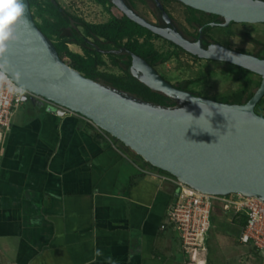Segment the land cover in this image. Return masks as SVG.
Listing matches in <instances>:
<instances>
[{
    "label": "crops",
    "instance_id": "obj_1",
    "mask_svg": "<svg viewBox=\"0 0 264 264\" xmlns=\"http://www.w3.org/2000/svg\"><path fill=\"white\" fill-rule=\"evenodd\" d=\"M28 102L0 136V264H187L178 232L161 230L167 176L134 165L123 184L130 161L113 137Z\"/></svg>",
    "mask_w": 264,
    "mask_h": 264
},
{
    "label": "water",
    "instance_id": "obj_2",
    "mask_svg": "<svg viewBox=\"0 0 264 264\" xmlns=\"http://www.w3.org/2000/svg\"><path fill=\"white\" fill-rule=\"evenodd\" d=\"M225 26L264 23L262 0H178ZM13 26L0 65L12 80L33 95L85 116L152 166L208 194L244 193L264 200V116L255 107L264 96V59L217 44L202 49L178 33L168 34L121 4L128 18L200 58L229 62L261 76L245 103H222L180 89L143 58L129 53L128 70L152 91L179 102L165 107L144 101L83 76L66 64L37 27L28 0ZM253 64V65H252ZM59 115H63L61 112Z\"/></svg>",
    "mask_w": 264,
    "mask_h": 264
},
{
    "label": "rangeland",
    "instance_id": "obj_3",
    "mask_svg": "<svg viewBox=\"0 0 264 264\" xmlns=\"http://www.w3.org/2000/svg\"><path fill=\"white\" fill-rule=\"evenodd\" d=\"M58 1L67 5L72 13H75L76 15L80 14L83 19L85 18V21L91 23H105L107 21L117 22L121 19L114 9L105 11V9L98 6L93 0ZM135 2H137V9L140 15L149 17L150 14L148 12L153 8L152 3L144 4L137 0H135ZM161 2L163 5H166L168 11L175 19L178 28L191 36L196 33V25L190 26L185 21L186 17L189 16V13L185 9L186 6L184 8V5H180L181 3L178 1L177 2L180 4L176 3V0L172 3L171 1L166 0H161ZM192 11L194 10H189L191 14L193 13ZM197 14H199L197 15L198 17L203 16L202 13ZM129 23L133 25L131 22ZM133 27L136 26L133 25ZM148 35L151 34L148 33ZM206 37L238 52L250 54L258 53L264 56V23H234L227 27H213ZM162 41H166L167 44ZM153 45L160 52L169 55L168 60L165 63H160L155 70L169 83L178 88L185 84V81L194 80V82L187 85L189 91L199 93L203 97L222 103L235 104L233 102L242 96V90L244 88L248 92H255L260 85L261 77L258 74L249 73L243 68L231 65L232 63H224V61H215L204 58L196 59L180 49L171 48L170 46H173V43L165 39H155ZM100 69L106 72L120 74L119 68L111 64L109 61L105 68L100 67ZM97 82L107 85L102 80H98ZM138 98L142 99L141 97ZM262 99L264 100V96ZM179 104L180 103L178 102L177 105ZM31 105L32 104L28 101L23 102L13 119L24 114L26 109L28 111L29 109H32L33 106ZM255 112L264 116V102L255 107ZM114 141L130 161H126V164L124 165V171L122 174L123 184L125 181H128L127 176L134 174V172L138 173L139 170L135 169L134 165H137L142 169L150 170L154 173L174 178L173 175H169L165 171L151 166V164L146 162L141 156L129 149L119 140L114 139ZM173 195L174 193L171 194V200ZM167 208H169V205ZM228 214L229 215H225L219 207H217L216 211L212 214V226L210 227V232L208 234L209 244L208 255L206 256L208 261L207 264H258L257 262L260 260L255 258V255L251 250H247V245H239L238 239L242 233V228L239 224L232 223L231 217L234 213L229 212ZM167 228H172L169 219L168 223L165 224V227L161 230ZM183 258L186 259L185 255ZM181 261L182 259L180 260V263Z\"/></svg>",
    "mask_w": 264,
    "mask_h": 264
},
{
    "label": "built area",
    "instance_id": "obj_4",
    "mask_svg": "<svg viewBox=\"0 0 264 264\" xmlns=\"http://www.w3.org/2000/svg\"><path fill=\"white\" fill-rule=\"evenodd\" d=\"M4 71V70H3ZM6 81L0 83V136L10 128L18 108L23 104L24 95L31 96L27 90L17 85L4 71ZM23 89V95H18L16 89ZM48 103L55 113L63 115H78L99 128L91 120L74 111L53 103L41 97H36ZM175 186V194L170 201L167 216L169 223L181 239L182 250L188 257L187 264H199L207 261L208 234L212 226L211 216L213 206L219 207L226 215L234 213L241 219L242 233L239 237L243 245H253L256 248L259 264H264V200L257 196L244 193L208 194L197 190L176 178H163ZM165 225L161 226L163 229Z\"/></svg>",
    "mask_w": 264,
    "mask_h": 264
},
{
    "label": "trees",
    "instance_id": "obj_5",
    "mask_svg": "<svg viewBox=\"0 0 264 264\" xmlns=\"http://www.w3.org/2000/svg\"><path fill=\"white\" fill-rule=\"evenodd\" d=\"M30 5V10L32 13V17L37 25V27L41 30V32L45 35L47 39H52L53 35L60 36L59 30L49 27L47 25L45 19L46 14V6H49L50 11L54 10L56 11L55 5L51 0H28ZM100 3L104 2V0H97ZM178 1V0H177ZM179 2V1H178ZM186 9L188 10H194L191 14V21H195L198 24L204 25V33L208 34L209 31L213 28L210 24V22L218 21L220 17L215 14H208L203 11H199L196 9H193L189 6H186ZM188 10V11H189ZM53 12V11H52ZM197 13H202L203 16L198 17ZM53 18L58 19L61 17V14L59 12L55 15L54 13L51 14ZM77 18V17H76ZM39 19L42 20V22H39ZM129 22H131L136 27H133ZM235 23V22H233ZM232 23V24H233ZM79 24L83 26L86 30L84 35L88 36H95L98 38H105L106 40H111L117 47L124 44V40L127 39L128 42V48L130 51L138 53L143 56V59L150 62L151 65H155L156 63H164L168 60L169 55H166L159 50H157L153 43L150 40V38H156L157 35L152 36V32L142 27L141 25L127 19L124 23H117L115 21H109L108 23L103 24H93L85 21L83 18L80 19ZM136 28V29H135ZM141 28V29H139ZM151 35H148V33ZM73 36L77 39L76 42L80 43L81 39L79 38V34H73ZM143 36H146V40L149 42L146 45L140 44L138 38H141ZM54 48L56 52L58 53L59 57L66 62L69 66L74 68L75 70L79 71L83 76L87 78H91L95 81L102 80L105 82L108 86L115 88L119 91H125L131 95L141 97L147 102L159 104L165 107H173L178 104L177 101L171 99L168 96H165L161 93L152 91L149 87L141 83L138 79H136L127 69L124 67H120V61L121 57H117L116 54L112 53L110 54V62L119 68V73H112V72H106L100 69V67L107 65L104 58L100 56L99 53L96 55H87V57H84L72 50H70L68 47L64 45L63 42H61V39L54 43ZM98 46H101L100 43H98ZM134 53V54H135ZM149 64V65H150ZM128 65V63H127ZM151 66V67H153ZM154 68V67H153ZM241 68V67H240ZM244 69V68H243ZM245 71L249 73H253L252 71L248 69H244ZM164 78V77H163ZM165 79V78H164ZM166 80V79H165ZM193 81H185L182 86H180V89L187 90L188 84H191ZM186 85V86H185ZM182 87V88H181ZM196 96H201V94L189 91ZM254 92H248L245 90V88L242 90V96H240L238 99H236L233 103L235 104H241L247 102L252 96ZM264 100L261 98L260 101L257 103L263 104ZM256 105V106H257ZM114 138V137H113ZM115 139V138H114ZM117 140V139H116ZM152 166V165H151ZM154 167V166H153ZM156 168V167H154ZM159 169V168H156ZM161 170V169H159ZM167 173V172H166ZM169 174V173H168ZM171 175V174H169ZM173 178V177H172ZM217 206H213V213L216 211ZM212 217V216H211ZM210 232V231H209ZM208 242V241H207ZM239 245H243L240 243L238 239ZM181 244V239H180ZM209 244V243H208ZM248 251H252L255 255V258L258 259L257 250L253 245L246 246ZM182 248V244H181ZM185 255V254H184ZM187 262L188 257L185 255ZM259 262V261H258Z\"/></svg>",
    "mask_w": 264,
    "mask_h": 264
},
{
    "label": "flooded vegetation",
    "instance_id": "obj_6",
    "mask_svg": "<svg viewBox=\"0 0 264 264\" xmlns=\"http://www.w3.org/2000/svg\"><path fill=\"white\" fill-rule=\"evenodd\" d=\"M51 1L55 5L56 11L52 10L53 11L52 12L49 9L50 7L46 6V14H45L46 19H45V21L47 22L46 24L49 25V27H53V28L59 30V32H60V36L53 35L52 39H48L50 41V43H51L53 48H54V46H53L54 43H57L61 39V42H63L66 47H68L70 50H72V51H74V52H76V53H78V54H80V55H82L84 57H87V55L91 56V55H96L97 53H99L100 56L102 58H104L106 64H107L108 61L110 62V56H111L110 54L114 53V54H116L117 57H119V56L121 57L120 67L121 68L124 67L125 69L128 70L129 66L127 65V63H128L129 53H135V52L130 51V49L128 48L127 39L124 40V42H123L124 44H122L121 46L117 47V45H115V43H113V41H111V40H106L105 38H98V37H95V36H88V35L85 36L84 33L86 32V30H85V28L83 26H81L79 24L80 19L83 18V17L80 16V14L76 15L75 13H72L67 5H64L63 3H60L58 0H51ZM93 1L95 3H97L98 6L102 7L103 9H105V11L106 10H110V9H114L115 12H117L118 16L121 17V19L119 21H117L118 24L121 23V22L124 23L127 19L131 20L130 18H128L127 14L121 9V6H119L121 4H124L132 12H134L138 16L144 18L147 22H149L153 26L165 31L168 34H172L174 32L178 33L185 41H187V42H189L191 44L198 43L199 46L202 49L208 50L212 46H215V45L219 44L217 41L212 40V39L210 40V39H208L206 37L208 34L204 33V29H205L204 25H202V23L198 24L195 21H191V13L185 8L186 5L182 4L181 2H180L181 4L178 3L177 0H176V3H178V4L182 5V6L184 5L183 7L189 13V16L186 17L185 21L190 26L191 25H193V26L196 25L195 27H197L196 28V33L194 35H192V36L190 34H188V33H184L182 31V29L177 27V25L175 23V19L172 17L171 13L168 11L166 5H163L161 0H137L138 2L144 3V4L152 3L153 8L151 10H149V12H148L150 14L149 17H145L143 15H140V13H139V11L137 9V2H135V0H104L103 3L102 2L100 3L97 0H93ZM166 1H171V3H172L175 0H166ZM58 12H59V14H61V17L58 18V19L53 18L51 14L54 13L56 15ZM84 20H85V18H84ZM39 22H42V20L39 19ZM108 22L109 21H107L105 23H108ZM89 23H91V22H89ZM232 23L233 22H231L229 25L225 26L224 25L225 24V20L222 19V18H220L218 21L210 22L212 27H219V26L227 27V26L232 25ZM93 24H103V23H93ZM76 33L79 34V38L81 39L80 43L76 42L77 39L73 36V34H76ZM154 35H157V34L152 32V36H154ZM155 39L168 40V39H166V38H164V37H162L160 35H157L156 38L152 37V38H150L149 41H151L153 43V41H155ZM138 40H139V43L143 44V45H146V44L149 43L146 40V36L138 38ZM168 41L172 42L171 40H168ZM98 43H100L101 46H98ZM163 43L167 44L166 41H164ZM172 43H173V46L171 45L170 46L171 48L180 49L183 52L188 53L189 55H191L192 57H194L196 59L197 58L198 59H203V58L198 57L196 54L191 53L188 50H185L184 48H182L178 44H176L174 42H172ZM248 54H250V53H248ZM135 55L143 58V56L138 54V53H135ZM252 55H255V56L259 57V58H263L264 59V56H262L261 54L252 53ZM145 61L150 64L149 61H147V60H145ZM224 63H228V62H224ZM159 64L160 63H156L154 66L150 64V66H153L154 69H156V67H158ZM231 65H234V64H231ZM234 66H237V65H234ZM102 67L105 68L106 65H104ZM237 67H241V66H237ZM241 68L247 69L245 67H241ZM253 73H255V72H253Z\"/></svg>",
    "mask_w": 264,
    "mask_h": 264
},
{
    "label": "clouds",
    "instance_id": "obj_7",
    "mask_svg": "<svg viewBox=\"0 0 264 264\" xmlns=\"http://www.w3.org/2000/svg\"><path fill=\"white\" fill-rule=\"evenodd\" d=\"M23 0H0V12L3 17L0 18V57L6 53V43L13 39V26L24 15ZM6 81L3 66L0 65V83ZM18 95H23V89L15 90Z\"/></svg>",
    "mask_w": 264,
    "mask_h": 264
},
{
    "label": "bare ground",
    "instance_id": "obj_8",
    "mask_svg": "<svg viewBox=\"0 0 264 264\" xmlns=\"http://www.w3.org/2000/svg\"><path fill=\"white\" fill-rule=\"evenodd\" d=\"M252 65H253V64H252ZM199 264H207V263H206V261H203V262H201V263H199Z\"/></svg>",
    "mask_w": 264,
    "mask_h": 264
},
{
    "label": "snow or ice",
    "instance_id": "obj_9",
    "mask_svg": "<svg viewBox=\"0 0 264 264\" xmlns=\"http://www.w3.org/2000/svg\"><path fill=\"white\" fill-rule=\"evenodd\" d=\"M3 17V13L2 12H0V18H2Z\"/></svg>",
    "mask_w": 264,
    "mask_h": 264
}]
</instances>
